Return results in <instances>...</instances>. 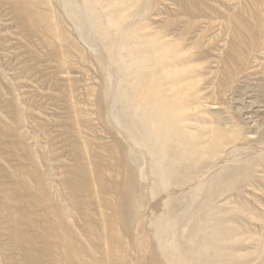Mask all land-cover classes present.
<instances>
[{
	"label": "rangeland",
	"instance_id": "1",
	"mask_svg": "<svg viewBox=\"0 0 264 264\" xmlns=\"http://www.w3.org/2000/svg\"><path fill=\"white\" fill-rule=\"evenodd\" d=\"M0 264H264V0H0Z\"/></svg>",
	"mask_w": 264,
	"mask_h": 264
},
{
	"label": "bare ground",
	"instance_id": "2",
	"mask_svg": "<svg viewBox=\"0 0 264 264\" xmlns=\"http://www.w3.org/2000/svg\"><path fill=\"white\" fill-rule=\"evenodd\" d=\"M147 124L151 125L144 131V135L145 137L148 135L153 136L155 143L161 142L162 147L160 152L162 154V159H184V154L188 147L187 140H180L179 132L175 125L160 121L156 114L148 118ZM172 141L173 144L170 146L169 144L172 143Z\"/></svg>",
	"mask_w": 264,
	"mask_h": 264
}]
</instances>
